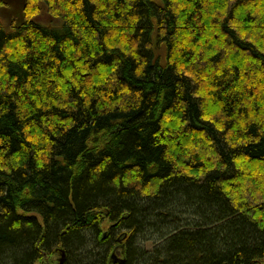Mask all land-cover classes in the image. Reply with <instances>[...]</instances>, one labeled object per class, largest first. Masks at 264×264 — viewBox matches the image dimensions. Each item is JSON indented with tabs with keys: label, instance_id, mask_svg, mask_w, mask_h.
Returning <instances> with one entry per match:
<instances>
[{
	"label": "trees",
	"instance_id": "trees-1",
	"mask_svg": "<svg viewBox=\"0 0 264 264\" xmlns=\"http://www.w3.org/2000/svg\"><path fill=\"white\" fill-rule=\"evenodd\" d=\"M0 264H264V0L0 14Z\"/></svg>",
	"mask_w": 264,
	"mask_h": 264
},
{
	"label": "rangeland",
	"instance_id": "rangeland-1",
	"mask_svg": "<svg viewBox=\"0 0 264 264\" xmlns=\"http://www.w3.org/2000/svg\"><path fill=\"white\" fill-rule=\"evenodd\" d=\"M4 2L5 4H3L2 8L0 9V14L4 18L6 24L19 20L23 14V11L25 10V7L28 4V0H4ZM37 20L44 24H51L52 21H55L45 8H43L41 13L37 16ZM145 240L146 239L138 241V243L136 244H143V241ZM121 246H125L123 236L119 238V243L116 249L117 253L115 254V256L117 258V262L119 261L118 257H123V254L120 252ZM151 246L152 244L151 242H149L148 247ZM61 258L62 254L60 253L56 256V261L59 263Z\"/></svg>",
	"mask_w": 264,
	"mask_h": 264
},
{
	"label": "water",
	"instance_id": "water-1",
	"mask_svg": "<svg viewBox=\"0 0 264 264\" xmlns=\"http://www.w3.org/2000/svg\"><path fill=\"white\" fill-rule=\"evenodd\" d=\"M61 254H62V258H61V260H60V263H63V262H64V257H65V253L62 252Z\"/></svg>",
	"mask_w": 264,
	"mask_h": 264
}]
</instances>
